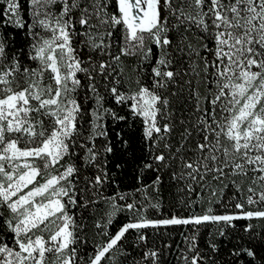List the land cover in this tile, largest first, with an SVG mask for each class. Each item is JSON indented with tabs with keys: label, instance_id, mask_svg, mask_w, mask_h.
Returning a JSON list of instances; mask_svg holds the SVG:
<instances>
[{
	"label": "snow or ice",
	"instance_id": "6c2138e0",
	"mask_svg": "<svg viewBox=\"0 0 264 264\" xmlns=\"http://www.w3.org/2000/svg\"><path fill=\"white\" fill-rule=\"evenodd\" d=\"M238 221L234 264L264 261V0H0V264H161L146 230L178 226L217 264L200 229Z\"/></svg>",
	"mask_w": 264,
	"mask_h": 264
},
{
	"label": "trees",
	"instance_id": "16d2710c",
	"mask_svg": "<svg viewBox=\"0 0 264 264\" xmlns=\"http://www.w3.org/2000/svg\"><path fill=\"white\" fill-rule=\"evenodd\" d=\"M203 90V89H202ZM123 126V125H122ZM133 148L137 150L139 154V150L141 145L137 141ZM131 151V149H130ZM127 158V155L125 156ZM136 175L134 167H130L127 170V174L120 173L118 174V178L121 184L122 189H128L132 185L135 184L133 177ZM172 182L167 178L164 180V186L162 189V209L164 214H170L171 212H176L177 201L179 197L177 196L176 187L173 185L169 187ZM227 183V181H225ZM227 192V190H225ZM155 195V193L153 194ZM207 196V193H205ZM225 203H227V197H225ZM207 205H199L195 206V210L197 213L202 214V208ZM222 211V209H221ZM189 210L181 209L178 214L188 215ZM151 218L155 219L161 215V213L157 212L155 209H150L147 213ZM86 217L84 223L87 225L83 235L85 239L88 241L87 248L91 250L92 245L99 238L95 235V218L90 213H84ZM124 222L123 217H118L116 221H114V227H111L110 230L114 232L117 227H119L120 223ZM247 221H238L236 222V230H229L226 236H219L216 231V227L214 225L204 226L200 229L199 235L197 237L198 246L200 250L209 258L214 259L217 264H234V258L231 256V252L235 249V246L239 243V237L245 236L248 234L242 232V226L247 224ZM253 231L257 234L256 240L251 242V245H256L258 256H264V244L259 243V233L264 231V222L253 221ZM190 235L191 230L185 228L184 226H178L168 229H159L146 230L147 235V247L161 250V264H182V261L178 259L180 249L185 247L184 235ZM211 234V235H210ZM212 240L218 245V250L213 252L212 249L208 246L209 241ZM170 245L171 247H166ZM125 249L132 252V255L137 256L141 252V248L135 247L134 236H130L129 240L124 245ZM146 250V249H145ZM129 264H131V257H129ZM235 264H239V262H235ZM257 264H264V261H257Z\"/></svg>",
	"mask_w": 264,
	"mask_h": 264
}]
</instances>
